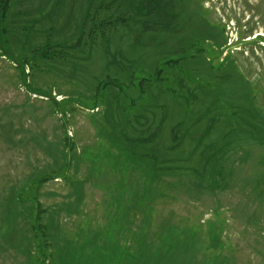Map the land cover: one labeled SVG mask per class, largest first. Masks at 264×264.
<instances>
[{
  "label": "rangeland",
  "instance_id": "obj_1",
  "mask_svg": "<svg viewBox=\"0 0 264 264\" xmlns=\"http://www.w3.org/2000/svg\"><path fill=\"white\" fill-rule=\"evenodd\" d=\"M37 200L56 262L113 264L97 250L120 230L197 228L228 264H264V0H13L0 264H30Z\"/></svg>",
  "mask_w": 264,
  "mask_h": 264
},
{
  "label": "trees",
  "instance_id": "obj_2",
  "mask_svg": "<svg viewBox=\"0 0 264 264\" xmlns=\"http://www.w3.org/2000/svg\"><path fill=\"white\" fill-rule=\"evenodd\" d=\"M12 1L13 0H0V16L3 17V19L7 17ZM36 52L37 51H34V53ZM49 52L50 51H47V53L45 52L44 54L41 53V56L50 58ZM28 63L29 62L26 61V64ZM49 178L50 177H43L39 180V182H37V184H44L49 180ZM23 191H27V189H24ZM145 192L147 195L144 197V193L143 197H141L142 199L137 198L136 196V204L138 203L137 206L143 208L146 216L149 217L151 216L153 209L150 211V207L148 205L150 204L151 199L148 196L150 193L148 192L147 188H145ZM19 197L21 198L22 196ZM35 203H37V213L35 221L32 223L31 227L34 238L37 241V250L35 253L29 254L28 261L30 264H98L93 259H84V261H75L73 263L67 262L65 260L57 262L54 261V259L60 256V253L59 251L50 250L51 244L48 241H46V243L44 242L45 244H43V241H41L42 238H47L49 228L41 223L42 215L45 213V210L41 208L38 200L35 201ZM163 230L156 234V239L152 240V244H148L147 239L150 237L143 229L141 232H133L131 230L129 231L128 229L125 231L120 230L117 234H114V241L112 242V245L115 248L113 250L102 247V250L98 249L97 251L103 253V256L109 258L113 264H125L126 262H131L132 264L229 263L222 256L221 251L219 252V250L216 249L214 252H211L210 247L207 248L206 245L204 246V244L199 243V241L196 239L199 229L188 228L185 230H176L174 228H169L167 230ZM208 234L216 237V233L212 230ZM131 241L137 242L135 246H133L132 243H129ZM93 242L97 244L95 245V248H100V241L95 238ZM105 245H111V243L108 242V244L105 243ZM204 253H206L208 256L206 258L207 260H204L203 262L201 261V263H199L198 257L200 255L206 256Z\"/></svg>",
  "mask_w": 264,
  "mask_h": 264
}]
</instances>
